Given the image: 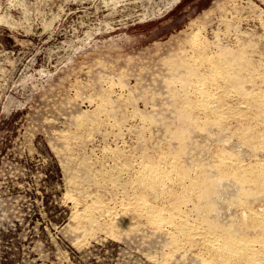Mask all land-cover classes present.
Instances as JSON below:
<instances>
[{
  "label": "rangeland",
  "instance_id": "obj_1",
  "mask_svg": "<svg viewBox=\"0 0 264 264\" xmlns=\"http://www.w3.org/2000/svg\"><path fill=\"white\" fill-rule=\"evenodd\" d=\"M263 131L264 0H0V264H264Z\"/></svg>",
  "mask_w": 264,
  "mask_h": 264
},
{
  "label": "bare ground",
  "instance_id": "obj_2",
  "mask_svg": "<svg viewBox=\"0 0 264 264\" xmlns=\"http://www.w3.org/2000/svg\"><path fill=\"white\" fill-rule=\"evenodd\" d=\"M202 97L204 100H206L207 98H209V95L205 94V95H202ZM207 111H208L209 115H213V116L217 115L216 110L213 108L209 109V107H208ZM256 165H257V163H256ZM262 165H264V164H262ZM224 167H226V170L228 172L234 169V166H232L230 163H227V165H224ZM261 170H262L261 172L264 174V169L262 168ZM161 173H162V171L159 168L148 167L139 175V177H138L139 183L145 184L150 188H154V189L159 188L162 184V179H160L162 177ZM140 204H141L142 208L150 210V207L148 206V204L145 201H141ZM248 210H250V209H248ZM152 212L154 214H157L153 210H152ZM244 214L246 215V213H244ZM248 215H249V222L251 224H254L255 227L257 226L260 230V233L257 236V240L261 244V247H259V250L262 251V250H264V216L257 215L256 213H250ZM239 238H241V239H239ZM239 238L234 239L233 242H219L218 244H216V243L211 244L209 246V250L211 253V257L214 259V262L217 264H225V263L241 264V263H246V262L248 263L251 260H256L257 259L256 257H258V256H256V252H258V251H255L254 248H252L253 245H251V243L253 241L251 239H248V237L244 238V237L239 236ZM254 238H256V237H254ZM262 255H264V254L262 253Z\"/></svg>",
  "mask_w": 264,
  "mask_h": 264
}]
</instances>
